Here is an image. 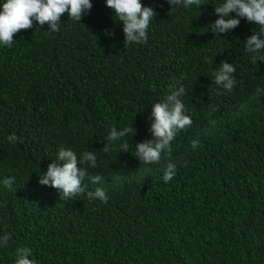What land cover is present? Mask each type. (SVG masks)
Instances as JSON below:
<instances>
[{
    "label": "trees",
    "instance_id": "obj_1",
    "mask_svg": "<svg viewBox=\"0 0 264 264\" xmlns=\"http://www.w3.org/2000/svg\"><path fill=\"white\" fill-rule=\"evenodd\" d=\"M90 2L78 22L63 14L57 33L33 22L0 44V237H11L0 264L21 248L35 264H264V62L244 52L258 26L241 18L215 35L206 28L222 0L171 13L167 0H140L157 15L148 41L130 44L105 0ZM221 61L236 68L230 92L214 83ZM180 86L192 125L171 155L141 164L152 105ZM125 127L135 132L108 141ZM61 149L97 157L77 165L86 187L71 198L38 183ZM96 188L107 203L89 196Z\"/></svg>",
    "mask_w": 264,
    "mask_h": 264
},
{
    "label": "clouds",
    "instance_id": "obj_2",
    "mask_svg": "<svg viewBox=\"0 0 264 264\" xmlns=\"http://www.w3.org/2000/svg\"><path fill=\"white\" fill-rule=\"evenodd\" d=\"M171 12L177 7L189 8L197 6L199 9L201 0H167ZM105 6L114 11L118 22H122L124 42L144 43L147 40V30L157 15L152 7H146L140 0H105ZM92 8L90 0H5L0 4V44L11 45L13 37L21 30L33 27V22L38 26L48 25L47 33H57L61 29L60 17L67 13L74 21H80L82 16ZM218 18L207 26V31L215 35L224 34L237 28L240 19L243 18L258 26L259 31L253 30V34L244 41V52L250 53L255 61L264 62V0H222L219 7L214 8ZM230 13H235L236 18H231ZM111 30L106 35L111 37ZM233 64L221 61L219 69L213 73L214 83L227 91H232L236 84ZM183 86L167 95L163 102L152 105L151 121L148 131L152 139L135 145L136 160L144 165L156 164L161 160L162 154H172L171 142L181 131H185L192 125V119L185 114V105L179 97L185 95ZM130 132H135L133 127H125L118 131L113 128L108 136V141H117L126 137ZM19 138L12 134L9 141L15 142ZM196 141L192 147L195 148ZM122 152H127L128 143L121 144ZM105 150L109 151L107 145ZM96 154L94 151H85L78 159L72 150L61 149L57 160L50 163L43 175L39 176L38 183L47 185L60 191L61 196L71 198L85 191L86 185L82 182L88 175L87 169L77 167L81 163L96 167ZM176 174L175 165L169 163L165 170L163 180L169 182ZM92 183L102 180L99 175L90 177ZM5 186L11 187L15 183V177H7L2 180ZM93 199L98 198L107 203L108 197L102 188H96L94 193H89ZM11 239L10 235L0 237V247L6 246ZM31 252L27 248L18 249L15 264H35L30 259Z\"/></svg>",
    "mask_w": 264,
    "mask_h": 264
}]
</instances>
